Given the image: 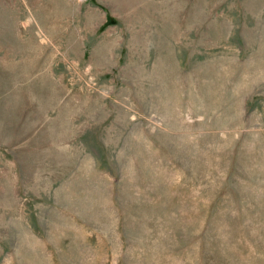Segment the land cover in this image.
Segmentation results:
<instances>
[{
  "label": "rangeland",
  "instance_id": "obj_1",
  "mask_svg": "<svg viewBox=\"0 0 264 264\" xmlns=\"http://www.w3.org/2000/svg\"><path fill=\"white\" fill-rule=\"evenodd\" d=\"M0 264H264V0H0Z\"/></svg>",
  "mask_w": 264,
  "mask_h": 264
}]
</instances>
